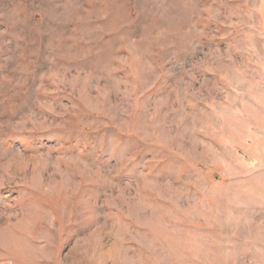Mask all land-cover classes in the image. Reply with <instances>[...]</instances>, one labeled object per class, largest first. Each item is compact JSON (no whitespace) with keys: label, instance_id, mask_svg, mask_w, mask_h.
Wrapping results in <instances>:
<instances>
[{"label":"rangeland","instance_id":"1","mask_svg":"<svg viewBox=\"0 0 264 264\" xmlns=\"http://www.w3.org/2000/svg\"><path fill=\"white\" fill-rule=\"evenodd\" d=\"M0 264H264V0H0Z\"/></svg>","mask_w":264,"mask_h":264}]
</instances>
